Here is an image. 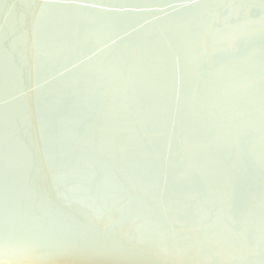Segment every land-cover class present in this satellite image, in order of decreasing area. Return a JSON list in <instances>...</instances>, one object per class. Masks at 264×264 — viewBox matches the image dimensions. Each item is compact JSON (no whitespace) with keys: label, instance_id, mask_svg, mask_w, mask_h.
Returning a JSON list of instances; mask_svg holds the SVG:
<instances>
[{"label":"water","instance_id":"1","mask_svg":"<svg viewBox=\"0 0 264 264\" xmlns=\"http://www.w3.org/2000/svg\"><path fill=\"white\" fill-rule=\"evenodd\" d=\"M0 264H264V0H0Z\"/></svg>","mask_w":264,"mask_h":264}]
</instances>
